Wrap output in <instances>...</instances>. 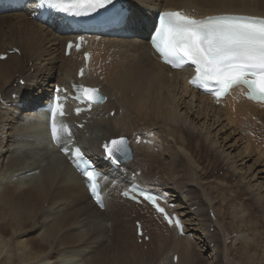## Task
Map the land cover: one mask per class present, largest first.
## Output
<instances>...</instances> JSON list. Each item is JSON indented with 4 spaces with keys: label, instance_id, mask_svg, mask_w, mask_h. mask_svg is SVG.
<instances>
[{
    "label": "bare ground",
    "instance_id": "bare-ground-1",
    "mask_svg": "<svg viewBox=\"0 0 264 264\" xmlns=\"http://www.w3.org/2000/svg\"><path fill=\"white\" fill-rule=\"evenodd\" d=\"M124 1H128L131 10L128 22L119 30L86 35L88 45L81 52L73 51L69 58L64 56L65 45L67 41L75 40L78 36L73 31L74 25L63 26L60 19L45 24L33 20L31 16L37 12L34 2H27L24 5L25 13L23 10L18 12L13 7L0 8V55L8 54L6 61H0V172L3 171L1 165L6 159L5 156L9 153L6 167L8 170L5 174H0V264H35L40 258H43L42 264H73L71 259L64 260L71 257V254L62 250L63 245H73L66 242L70 241V238L73 239L74 244L79 242L83 250L90 249L94 253L99 249L100 254L94 264H202V258L194 243L195 239L188 235L191 228L185 227L187 212L183 214L179 211L182 206L177 202L181 198L188 203L194 217L200 222L198 224L200 227L197 229L206 231L208 243L214 244L211 249L213 247L216 249L213 251L216 252L218 262L221 264L224 241L218 229L214 234L209 233L211 224L215 221L212 219L211 210L218 213L219 209L213 205V202L217 197H223L222 200L225 202L222 207L223 218L216 221L219 225L222 224L229 235L234 234L238 226L234 225L230 218L228 221L224 219L225 215H230L228 207L233 201L247 211L249 219L256 218L257 209L259 213L262 211L260 209L262 207L254 201L255 198L252 204H248V199L251 198H246L245 185L243 189L235 190V185L229 183L226 187L217 186L213 189H211L213 185L206 187L207 189L198 186L201 191L197 190V186L193 188V185L200 183L202 174L193 175L187 164V158L174 148L173 143L180 144L183 149L185 147L186 150L191 149L190 142H200V134L205 124L197 129L198 133H195L191 128L184 127V123L178 122L180 119L187 122L190 116L191 125H194L202 115L200 109L193 111L192 103L185 102V95L189 94L206 104L211 103V108L217 103L190 87L188 78L194 75L190 68L173 70L161 63L159 56L149 44L148 36L160 12L184 10L186 15L194 18L220 14L264 18V0ZM86 51L91 53L92 58L89 71L82 83L87 86H101L107 100L93 107L89 118H86L88 123L83 130L75 124L81 123V118L71 115L66 119L65 121L71 124L72 137H67L61 131L58 142L66 146L74 138L75 145L82 148L96 166L106 171L111 181H100L105 203L104 210L91 199L84 178L74 170L66 157L60 154L57 146L51 142L46 115L37 113V110L41 109L53 95L56 85L71 89L77 84V71L84 65L83 53ZM243 92L242 88H238L231 96L219 103L227 108V112L231 110L225 121L231 124L230 118L233 121L236 116L247 115L260 118L264 128V105L245 99ZM184 108L186 112L183 113V118L180 112ZM120 110L122 113L119 112ZM113 111L116 113L112 117ZM195 113L198 115L195 116ZM174 114H177V117ZM204 114L205 119L207 115ZM217 114L219 120L223 118L222 115H226L220 112ZM216 120L219 122L218 119ZM152 134L153 139H151ZM179 135L183 137V146ZM121 137L132 139L130 149L134 158L129 163L120 164V170L111 172L112 167L104 160L107 154L102 148V143L107 141L111 146L112 140ZM137 138H141L142 141L144 139L153 141L154 147L143 142L138 144ZM12 143L16 144L14 150L10 149L9 144ZM207 143L201 142L199 147L208 149ZM31 144H43L44 147L39 149ZM156 147L161 152L155 153ZM47 149L50 153H43ZM258 151L261 157L264 156V149ZM213 159V164L217 167L218 158ZM208 171H205L206 175ZM138 172L141 174L137 175ZM132 174H136L138 184L163 195L168 200V205L174 204V208H169V211L176 213L180 218L184 227V236H180L176 228H169L148 204L138 205L121 198V191L131 185ZM185 176H190L188 185L183 182ZM224 178L227 180V176ZM202 180L208 182L205 177ZM236 183L239 184L238 179ZM194 190L196 193L198 191V194H192ZM171 193L176 194L177 197ZM46 203L48 209H44ZM107 212L109 222L112 223L111 237L106 228L100 227L90 231L85 238H82L81 234H73L72 231H70L72 236L68 235L70 227L76 223L103 220ZM262 212L261 219H264V211ZM127 219L128 224L125 228L124 223ZM50 220L54 221L49 222ZM245 220L246 217L241 219L242 224L246 223L249 226V222ZM47 222L49 225L53 222L55 224L44 229ZM136 222L142 224L147 236L150 234L148 245L155 246L154 252L144 253L141 251L143 248L140 250ZM262 227L264 229V225ZM39 231L42 235L40 238L31 237ZM155 235H158V238L154 237ZM104 238H108V244L104 243ZM145 245L147 244L143 242L142 246ZM261 245L259 244L260 247ZM225 248L234 259V248L230 246ZM258 248V244L256 246L252 240L247 250L250 249L248 253L260 251ZM244 249V247L237 248L236 252L240 254ZM20 251L21 253L18 254ZM160 255L162 259L157 260ZM79 256L83 257V253L76 254L75 263L85 264V261L76 259ZM174 257L178 258L177 263Z\"/></svg>",
    "mask_w": 264,
    "mask_h": 264
},
{
    "label": "rangeland",
    "instance_id": "rangeland-1",
    "mask_svg": "<svg viewBox=\"0 0 264 264\" xmlns=\"http://www.w3.org/2000/svg\"><path fill=\"white\" fill-rule=\"evenodd\" d=\"M24 9H25V6H22L20 8H17V11L18 10L19 11L23 10V12H24L25 11ZM26 29H28V27H26ZM135 38H137V37H135ZM17 53H19V52H17ZM23 83H21V85ZM185 96H186L185 102L186 103H190V104L192 103V106L194 108L193 111H198L200 109L202 115L199 116V118L195 121L196 124H194V125H191L190 116H189V119H188L187 122L181 121L182 119H180L178 122L181 123V124L184 123L185 124V125L183 124L184 127L191 128L195 133H198L199 132L198 128L205 124L204 125V130L200 134V142H198V141L190 142V146L192 147L191 149L188 148L186 150V147H185L184 148L186 150L185 151L183 148H181L180 144L173 143L174 148L179 150L182 153V155L184 156V158H187L186 159V161L188 162L187 164H188V166H190L189 168L193 171V175L195 173L197 175L198 174H202V176H201L202 179L204 177L207 178L208 182H206V181L203 182V180L200 178V180H199L200 183L199 184L200 185L202 184L203 186L202 185L200 186L199 184H197L195 182L196 184L193 185V188H196V186L197 187L199 186L200 188L201 187L209 188V186L211 187L213 185L212 188H211V189H213L214 187L216 188L217 186L226 187V185L229 183L230 185H232V184L235 185L234 186V190H235L237 188L243 189L244 185H245L246 189L244 188V190H245V193H246V198H251V199H248V204H252L253 199L255 198L254 201H256L258 206L262 207V208H260V207L259 208L262 209V211H264V209H263L264 206H262V205H264L263 204L264 203V164H263L264 163V158L263 157L264 156L261 157V155H260V153L258 151L259 149H264V130H262L263 124H262L260 118L251 117V116H247V115L236 116V117L233 118V121L230 118L231 124H228L227 120L225 121V118L230 115L231 110L229 112H227V108L224 107L223 104L222 105H216L215 107L211 108V103L206 104L204 101L201 102V100L200 101L196 100L195 98H193L189 94L185 95ZM199 105H201V106H199ZM205 105H207V106H205ZM208 106H209V109L207 110ZM5 107H7V106H5ZM213 108H215V109H213ZM212 110L214 112H212ZM119 112L122 113V110H120ZM185 112H186V108L182 109L181 112H180L182 114L183 118H184L183 113H185ZM218 112H220L221 114L226 113V115H222L223 118L221 117L222 119L219 120L220 118L219 117L217 118V116H218L217 113ZM115 113L116 112L113 111L111 113V116L113 117L115 115ZM204 113H206V115H207V117H206L207 119L205 118L206 120L203 118V116H205ZM174 115H175V117H177V114H174ZM194 115L197 116L198 114L195 113ZM214 115H216V117ZM216 119H218L219 122ZM20 134L22 135L23 131ZM86 135L88 136L89 134H86ZM121 138L127 139L128 142H129V145L132 142V139H130V137H128V138L127 137H121ZM152 138H153V136H152ZM179 138H180V142L182 143V146H183V137H182V135H179ZM116 139H118V138H116ZM214 141H215V143H214ZM201 142H203V144L208 142L207 143L208 144V149L205 148V147H203L201 149L199 147L201 145ZM219 143H221V144H219ZM246 143L249 144V145L247 146ZM12 144H9L10 147H11L10 149L14 150L16 144L15 143H12ZM138 144H140V143H138ZM31 145L33 147L35 146V147H37L39 149H42L44 147L43 144H40V145L31 144ZM167 145H169V144H167ZM149 146L154 147V145H149ZM33 147H30V148H33ZM195 147L196 148L198 147V148L195 149ZM211 148L213 149V151H212ZM220 148L221 149L224 148V149L221 150ZM249 150L252 151L251 152L252 154H250ZM45 152L50 153L49 149H47V151L46 150L43 151V153H45ZM154 152L155 153H159V152H161V150L158 147H156V148H154ZM204 156H206V157H204ZM220 156H221V158H220ZM215 157H216V159L218 158L217 160L219 161L217 167L214 166L213 161H212V160H214L213 158H215ZM5 158L6 159L3 162L4 165L3 164L1 165V166H3V169H2L3 171L0 172V174H2V175L5 174V172L8 170L6 167H7V164H8L9 153L6 154ZM36 158L38 159L39 157H36ZM133 158H134V156H133ZM163 158H164V156L161 157L162 161L164 160ZM193 160L194 161L196 160V161L194 162ZM208 161H210V162H208ZM207 168L209 169V171H208ZM205 171L206 172L208 171V173H207L208 176L206 175ZM240 171H241V173H240ZM231 172H233L234 174H231V175L227 174V173H231ZM218 173L220 174V176H218L219 175ZM225 173H226V175H225ZM225 176H227V180L224 178ZM254 176H255V178H254ZM189 178H190V176H185V178L183 179V182H185L186 185H188L190 183ZM237 179L239 180V184L236 183ZM107 181H111V180L109 179ZM242 182H244V183H242ZM162 184H164V183H162ZM241 185H243V186L241 187ZM252 186H253V188H252ZM199 187L197 188V190H200ZM247 188L248 189L250 188V189L247 190ZM194 191H192V194L196 193V190H194ZM228 193H229V191H228ZM171 194L174 197H177L176 194L175 195H174V193H171ZM196 194H198V191H197ZM248 194H249V196H248ZM222 199H223V197L219 196V198L217 197V199L215 200L216 202L215 201L213 202V205H216L219 209H218V213H214L213 209L211 210L212 219H215V221L212 220V221H214V223H212L213 225L211 224V227H210V230H209L210 234H214V233H216V229H218L219 232H220V235L222 237V241H224V252L222 253L223 255H221V259L223 258L222 259L223 261L221 260L222 261L221 264H236V262H237V264H262V263L264 264V256H263L264 255V240L262 239V238H264V229L262 227L264 225V219H261V218H263L262 217L263 216V212L261 211V213H259L260 211H258V209H257L256 210L257 211L256 218L249 219V218H247V215H248V213H246L247 211H244V209H243V207L241 205L236 204V202L232 200L233 201V202L231 201L232 205H230V207H228L230 209L231 213H230V215H225L224 219H225V221H228L229 218H230V221H232L234 225H236V226L238 225V226H237L236 230H234L235 231L234 234L229 235L228 232L226 231V229H224V227H222V224H220L221 225L220 226L219 222L216 221V220L219 221V219L222 220V218H223L222 215L224 214V212L222 210V207H223V205H225V202ZM259 199L262 200V201H260ZM259 202H261V203H259ZM186 203L187 202H184V200L182 198L179 200V202H177V204L179 206H182L181 209L179 210L180 213L184 214V213L187 212L186 213L187 215L185 214V220H187V224H186L185 227L188 226V227L191 228V230L188 232V235L193 236V238L195 239L194 243H195V246L198 249V253H199L200 257L202 258V264H219L218 259H217V255H216V252H215L216 249L214 247H213V249H211V246H213L214 244H209L208 243V241L206 239L207 236H205V235H207L206 231H202L201 229L200 230L197 229V227H200L198 225L200 222H198V220H196V218L193 215V212H191L192 210L189 209L188 203L187 204ZM208 203H209V205L212 204L209 201V199H208ZM245 203H247V201H245ZM175 205H176V203H175ZM173 206H174V204L171 206V208H174ZM196 206H198V205H196ZM47 207H48V203L44 204V209H48ZM194 208H193V210H194ZM189 210H190V212H189ZM218 216H220V217H218ZM245 217H246L245 221L249 222V226L252 223L253 224L255 223L254 225L256 227L253 224L250 227L246 223H245V225L242 224L241 219L243 220V218H245ZM103 218H104L103 220L95 219V220H92L90 222L87 221V223H82V224L81 223H76L74 226L70 227L68 235L69 234L71 235L70 231H72L73 234H75V235H80L81 234L82 238H85L90 231L94 230L96 227H100L101 229H105L106 228L108 233H109V236L111 237V234H110L111 232L110 231H111V228H112V223L109 222L108 212L106 213V215H104ZM51 221H54V220H50L49 222H51ZM49 222H47L44 225V229L49 228L51 226V224H52V226L55 224L53 222V223H51L49 225ZM259 223H260V225L263 223L261 225L262 228L260 227ZM124 224H125V228H127L126 225L128 224V219L125 221ZM247 227H249V228H247ZM251 227H253V228H251ZM244 228H246V229H244ZM133 229H134V226H133V223H132V230ZM223 229H224V231H223ZM259 229H260V231L262 229V231L260 232ZM254 234H256V236ZM257 234H259V235H257ZM246 235H248V236H246ZM41 236H42L41 235V231L35 233V235L34 234L31 235V237H36V238H40ZM149 236H150V234H149ZM257 236H259V237H257ZM154 237L158 238V235H155ZM224 237H227V238L225 239ZM107 239L108 238H104V243L105 244H108ZM125 240H126V237H125ZM252 240H253V242H254V244L256 246L258 244V247L260 248V249L259 248L258 249L260 251L256 250V251H251L250 253H248V251H250V249L247 250V248H248V245L251 243ZM256 241L258 243H256ZM66 242L73 243V245H70V246L63 245L62 250L64 251V253L71 254V257L65 258L64 260L71 259V263L76 264L75 262H77V261H75V257H76V254H78V253H81V254L83 253V257L79 256L76 259L77 260L81 259V260L85 261V264H94L95 261L98 259V256L100 254L99 249H97L96 251H94V253H92L91 252L92 250H90V249L89 250L81 249L82 247L80 246L79 242L74 244L73 239H71V238H70V241H66ZM126 242H127V240H126ZM144 243H146L147 245L142 246L143 243H140V241L138 240V245L140 246V250L143 248L141 251H143L144 253H150L152 251L154 252V250H155L154 249L155 248L154 245H148L149 242H144ZM259 244L260 245L263 244V245H261L262 247H260ZM226 246L227 247L230 246L232 249L234 248L233 249L234 253H235L233 255L234 259H233L232 256L229 255V252L225 248ZM163 247H166V246L163 245ZM241 247H244L245 249H244V251L242 253L238 254V252H236V250H237V248L241 249ZM214 249H215V251H213ZM20 253H21V251L18 252V254H20ZM236 254H237V256H236ZM246 255H248V256L245 259ZM156 259L157 260L162 259L161 255L158 258H156ZM225 259H227V260H225ZM248 261H249V263H248ZM43 262H44L43 258H40V259L37 260V262L35 264H42Z\"/></svg>",
    "mask_w": 264,
    "mask_h": 264
},
{
    "label": "snow or ice",
    "instance_id": "snow-or-ice-1",
    "mask_svg": "<svg viewBox=\"0 0 264 264\" xmlns=\"http://www.w3.org/2000/svg\"><path fill=\"white\" fill-rule=\"evenodd\" d=\"M62 2L69 0H44V4L59 11L80 15L73 12V8L87 6L86 11L111 5L113 0H71L69 7H61ZM150 42L162 59L172 68H181L191 63L197 73L192 82L199 87L208 89L209 82H215L216 87L212 94L220 97L227 94L232 87L247 85L253 96L264 99V20L255 17L223 15L209 17L206 20H195L180 12H164L158 16V23L153 25V35ZM72 47L71 44L68 45ZM3 59V57H0ZM83 76V70L80 73ZM98 90L95 88H81L78 100L87 99L95 103ZM64 115L61 105L56 104L50 109L51 135L58 139L56 113ZM110 147L105 144L107 158L114 165L121 163L126 157L127 141L123 138L112 140ZM65 155L70 153L68 147L61 149ZM77 167L86 164L84 154L77 147L73 154ZM82 175L90 185L93 198L98 205L103 204L97 191V171L83 167ZM128 195L127 192L124 193ZM141 196L156 204L159 212L164 213L154 196L141 193ZM171 224L173 220L165 215ZM176 225L179 220L174 221ZM182 230V229H181ZM143 234L142 232L140 233Z\"/></svg>",
    "mask_w": 264,
    "mask_h": 264
},
{
    "label": "water",
    "instance_id": "water-1",
    "mask_svg": "<svg viewBox=\"0 0 264 264\" xmlns=\"http://www.w3.org/2000/svg\"><path fill=\"white\" fill-rule=\"evenodd\" d=\"M117 140H119V139H117ZM111 147H114V146L111 145ZM132 158H133V156L130 153L129 146H128V142H127V154H126V157H122L121 158V162H128L129 163V162H131Z\"/></svg>",
    "mask_w": 264,
    "mask_h": 264
}]
</instances>
